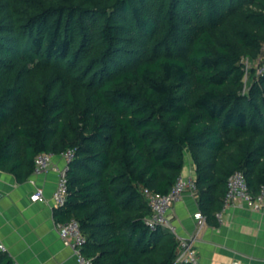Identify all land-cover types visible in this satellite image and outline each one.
<instances>
[{"label":"trees","instance_id":"1","mask_svg":"<svg viewBox=\"0 0 264 264\" xmlns=\"http://www.w3.org/2000/svg\"><path fill=\"white\" fill-rule=\"evenodd\" d=\"M263 49L264 0H0V168L24 181L74 149L54 214L94 264H194L148 226L145 189L169 193L190 153L207 219L237 170L258 194L264 73L244 59ZM0 264L16 262L0 248Z\"/></svg>","mask_w":264,"mask_h":264},{"label":"crops","instance_id":"2","mask_svg":"<svg viewBox=\"0 0 264 264\" xmlns=\"http://www.w3.org/2000/svg\"><path fill=\"white\" fill-rule=\"evenodd\" d=\"M66 164L56 156L43 173L33 172L18 181L0 168V246L6 247L16 264H78L73 248L60 237L53 199L59 174L55 165ZM196 179V163L186 154L182 171ZM42 187L45 200L33 201L31 194ZM199 210L196 192L188 189L169 211L176 237L196 238L193 246L201 264H264V206L254 209L246 201H235L208 218L198 229L194 213Z\"/></svg>","mask_w":264,"mask_h":264},{"label":"built area","instance_id":"3","mask_svg":"<svg viewBox=\"0 0 264 264\" xmlns=\"http://www.w3.org/2000/svg\"><path fill=\"white\" fill-rule=\"evenodd\" d=\"M257 73H264V49L261 57V63L256 66ZM249 73V70L247 69ZM247 77V75H246ZM56 156H62L66 164L63 167L57 165L54 166L59 174L57 186L54 191L53 199L56 207L65 204L68 196V178L67 171L69 169L70 161L75 157V150L68 149L60 154L53 152L40 153L35 159L34 172L37 174L43 173L49 169L53 164V159ZM192 190L197 193L196 180L194 178H185L181 176L172 190L169 193L162 194L157 193L149 189H145V194L148 197L149 204L151 206V214L147 219L148 226L151 229H156L159 225L169 228L173 233H176V227L172 224L169 218V211L174 203L183 197L186 190ZM33 201L45 200V193L42 187L36 188L31 194ZM224 206L226 207L235 201H246L254 209L260 210L264 206V184L261 185L260 191L257 195H254L247 182V178L243 171L237 170L233 172L227 183V192L224 200ZM223 209V208H222ZM222 209L217 212L218 218L222 219ZM194 217L197 221L198 229H200L206 223V216L200 211L194 213ZM58 231L61 239L65 244L73 248L76 254L78 264H94L92 257L86 255L83 251L86 238L82 232L79 222L75 218H71L68 221L57 222ZM193 238H183L180 240V249L177 261L191 262L194 264H201L198 260L197 251L193 246ZM0 248L6 251V247L1 245Z\"/></svg>","mask_w":264,"mask_h":264},{"label":"rangeland","instance_id":"4","mask_svg":"<svg viewBox=\"0 0 264 264\" xmlns=\"http://www.w3.org/2000/svg\"><path fill=\"white\" fill-rule=\"evenodd\" d=\"M244 62H245V65H246V69H248L249 71L251 70L252 66H257L258 65V63L249 61L248 59H244ZM24 65H25L24 68L18 67L16 69L14 77L19 76L18 79H22L24 77V74H26L27 72H31L32 73V72L36 71L35 67H31V64L25 63ZM31 73H30V75H31ZM27 76H29V75H27Z\"/></svg>","mask_w":264,"mask_h":264}]
</instances>
